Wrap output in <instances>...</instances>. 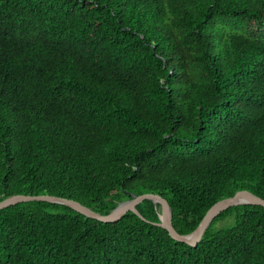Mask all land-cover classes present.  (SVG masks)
<instances>
[{
	"label": "trees",
	"instance_id": "trees-1",
	"mask_svg": "<svg viewBox=\"0 0 264 264\" xmlns=\"http://www.w3.org/2000/svg\"><path fill=\"white\" fill-rule=\"evenodd\" d=\"M240 190L264 199V0H0V201L106 215L155 194L189 235ZM136 209H2L0 264H264L260 206L196 247Z\"/></svg>",
	"mask_w": 264,
	"mask_h": 264
},
{
	"label": "water",
	"instance_id": "water-1",
	"mask_svg": "<svg viewBox=\"0 0 264 264\" xmlns=\"http://www.w3.org/2000/svg\"><path fill=\"white\" fill-rule=\"evenodd\" d=\"M144 200H150L153 204L160 206L159 223L157 224L161 228L167 231L170 238L174 241L186 244L191 247H196L200 242L205 230L208 228L212 220L217 217L221 212L239 205H255L264 208V199L257 197L247 190H240L234 193V195L227 197L223 200L216 202L212 207L208 209L197 228L189 235L178 234L172 226V213L168 202L159 195L155 194H142L131 195L129 200L119 203L111 212L106 215L99 214L92 211L90 208L81 205L78 202L68 200L65 198H59L54 196H31V195H15L0 201V210L8 208L22 202L29 201H44L54 204H60L67 206L77 213L102 223H114L121 219L128 212H133L141 218L136 206Z\"/></svg>",
	"mask_w": 264,
	"mask_h": 264
}]
</instances>
